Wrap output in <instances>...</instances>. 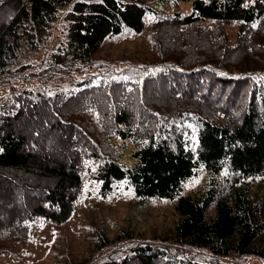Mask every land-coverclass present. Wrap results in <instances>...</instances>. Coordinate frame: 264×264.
<instances>
[{
  "label": "trees",
  "instance_id": "16d2710c",
  "mask_svg": "<svg viewBox=\"0 0 264 264\" xmlns=\"http://www.w3.org/2000/svg\"><path fill=\"white\" fill-rule=\"evenodd\" d=\"M70 1L0 0V69L22 48L39 49ZM181 1L190 12L166 13L150 0L73 2L65 40L49 52L47 70L74 62L100 68L98 83L49 95L25 90L0 107V238H27L36 218L66 222L93 160L101 195L126 180L138 198L174 201L177 243L217 256L264 258V194H258L264 192V91L226 89L237 81L227 77L233 71L264 84V0ZM146 14H152L147 46L124 61L128 69L105 67L113 61L98 56L105 39L125 28L142 32ZM233 24L234 41L226 31ZM187 122L197 127L194 150ZM115 139L133 144L131 164L122 161ZM200 168L206 188L179 193ZM162 257L133 246L107 264H166Z\"/></svg>",
  "mask_w": 264,
  "mask_h": 264
},
{
  "label": "rangeland",
  "instance_id": "374dc122",
  "mask_svg": "<svg viewBox=\"0 0 264 264\" xmlns=\"http://www.w3.org/2000/svg\"><path fill=\"white\" fill-rule=\"evenodd\" d=\"M59 9L44 44L37 50L22 48L18 57L7 68L0 69V107L9 102L13 95L22 91H43L49 95L58 90L77 91L82 86L97 84L101 69H93L74 62L71 68L49 71L48 54L65 40L67 21L65 14L73 2ZM156 10L169 13L176 10L188 13L190 5L181 0H150ZM152 14L144 16L145 27L142 32L125 28L115 36L108 37L98 51V56L113 61H105V67L116 70L128 69L124 61L146 45ZM228 36L234 41L237 26H226ZM253 53V52H252ZM116 59V60H114ZM109 68V69H110ZM237 81L230 83L236 91L246 92L253 88L256 94L262 93L264 84L258 79L238 77V72L228 74ZM122 79V76H117ZM79 83L82 80H85ZM233 85V86H232ZM247 85V87H246ZM205 96V95H203ZM209 98L212 94L208 93ZM221 93L219 97L222 100ZM186 137L189 147L194 150L196 125L187 122ZM122 149V161L131 164L132 143L115 139ZM96 162L87 161L82 172V189L74 203L69 219L62 224H53L43 218L30 223V231L25 239L0 238V264H107L110 258L120 259L126 252L131 253L133 246H148L162 253L166 264H192L210 261L213 264H264V258L257 256H217L207 249L190 247L173 240L172 229L178 219L174 201L166 198L141 199L134 195L126 180L114 181L111 191L106 195L99 192L100 183L93 173ZM207 173L201 168L195 175L183 182L179 193L198 194L207 186ZM261 197L264 192L258 193ZM128 233L131 237H127ZM109 241L102 246L99 237Z\"/></svg>",
  "mask_w": 264,
  "mask_h": 264
},
{
  "label": "bare ground",
  "instance_id": "6f19581e",
  "mask_svg": "<svg viewBox=\"0 0 264 264\" xmlns=\"http://www.w3.org/2000/svg\"><path fill=\"white\" fill-rule=\"evenodd\" d=\"M191 178V177H190Z\"/></svg>",
  "mask_w": 264,
  "mask_h": 264
}]
</instances>
